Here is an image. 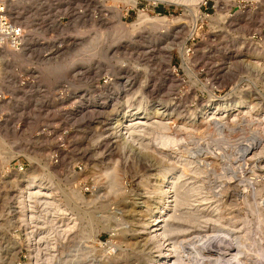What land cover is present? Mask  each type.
Wrapping results in <instances>:
<instances>
[{"label": "rangeland", "instance_id": "1", "mask_svg": "<svg viewBox=\"0 0 264 264\" xmlns=\"http://www.w3.org/2000/svg\"><path fill=\"white\" fill-rule=\"evenodd\" d=\"M15 6L12 17L25 27L29 46L16 55L0 53V91L7 96L0 101V157L22 163L33 171L27 178L41 177L43 185L62 200L65 209L58 210L60 217L65 214L62 218L67 219L70 214L75 219L70 226L61 220L63 233L83 234L89 241L98 231L86 222L89 211L108 215L104 224L109 228L98 231L101 244L96 248L106 249L109 241L115 242L121 252L117 261L128 256L127 264H133L131 241L144 243L143 234L134 240L132 235L142 217L140 205L155 203L153 177L183 156L187 165L183 179L198 194L185 192L186 207L177 212L189 209L195 214L206 207L202 213L211 219L177 236L184 264H242L245 257H252L248 264H261L264 134L259 131V119L264 113V0H203L197 10L162 0H17ZM139 10L166 16V21L143 22ZM183 47L189 48L187 55L179 53ZM206 90L214 97L207 96ZM231 93L255 105L252 116L246 115L247 121L243 114L237 119L222 114L220 130L201 131L203 125L193 117L198 103L208 97L222 101ZM119 111H127L131 118L148 112L142 122L149 127L142 128L141 143L120 139L113 124ZM157 121L165 127L156 125ZM53 152L58 157L54 167L49 162ZM113 161L120 181L117 193L109 190V176L104 172H110ZM19 180L13 172L0 177V264H14L20 249L13 234L20 221L14 203L23 183ZM213 215L219 217L217 222ZM112 227L118 230L115 236ZM121 232L122 237H117ZM8 239L14 243L5 242ZM75 242L68 248L54 247L58 264H102L98 251L90 249L91 243L86 247L84 241ZM212 250L216 261L207 262ZM118 253L111 256L117 258ZM225 257L233 261L225 262Z\"/></svg>", "mask_w": 264, "mask_h": 264}, {"label": "bare ground", "instance_id": "2", "mask_svg": "<svg viewBox=\"0 0 264 264\" xmlns=\"http://www.w3.org/2000/svg\"><path fill=\"white\" fill-rule=\"evenodd\" d=\"M16 1L17 0H14L13 4L10 6L9 10L12 11V14H13V7L14 9L16 8ZM158 1V0H157ZM160 1V0H159ZM166 3H169V4H174V5H178V6H183L185 8V6L189 7L193 6V8H195L196 10L199 8L200 4L203 2V0H162ZM140 16V19L141 21L143 20V22H147V23H157L159 24L160 22H164L166 21V16H161V15H150L146 12H142L139 10V14ZM223 15V14H222ZM139 21V20H138ZM15 22H17L15 20ZM160 23V24H161ZM166 23V22H165ZM139 24V23H138ZM156 25V24H155ZM120 28V27H119ZM28 38H29V34H28V37H26V41L24 42V45L23 47L19 50V51H14V50H10V51H3L4 55H16L18 53H21L22 51H24L25 49H27V47L29 46V44L27 43L28 41ZM181 52V54L183 55L184 54V51L180 49L179 53ZM21 56V55H20ZM185 58V57H184ZM21 59V58H19ZM8 61V60H7ZM259 63V62H258ZM261 64V63H260ZM262 65H260L261 67ZM264 69V68H263ZM255 71V70H254ZM108 79H106V82H107ZM247 85V83H245ZM242 85V83L240 84ZM206 86V85H204ZM211 87V86H210ZM218 87V86H216ZM234 87V86H233ZM244 87V86H243ZM242 87V88H243ZM253 87V86H252ZM206 88V87H204ZM247 88V87H245ZM252 89V88H250ZM248 89V90H250ZM238 90V89H237ZM242 89H240L241 91ZM231 91V90H230ZM207 92V90H206ZM209 92V91H208ZM207 92V94H208ZM234 92V91H233ZM238 92V91H237ZM250 92V91H249ZM257 92V91H256ZM210 93V92H209ZM212 93V92H211ZM230 93V92H229ZM244 94H248V91ZM243 94V95H244ZM212 95V94H211ZM210 94H208L207 96H210ZM242 95V94H241ZM239 95V96H241ZM242 95V96H243ZM256 95V94H255ZM213 96V95H212ZM216 96V95H215ZM251 96V95H250ZM214 97V96H213ZM249 97V96H248ZM251 98V97H250ZM247 99V98H246ZM256 100H258V97H255ZM198 108H197V112H195L194 114V118H196V121H197V124L201 123L200 125H203L201 126L204 127V129L202 128L201 131L205 132L207 131L206 133H210L212 131L211 128H217V131H218V128L220 130V128H222V121L223 120V116L222 114H227L229 117H232V118H236L237 119V115L239 114H243V115H251L254 111H255V105L254 104H251V102H247L246 101H243L241 100V97H238V96H235V93H231L228 95L227 98H224L222 101L219 100V99H215V98H210L208 97V99L206 101H203L198 103ZM129 107V106H128ZM146 110V109H145ZM196 110V109H195ZM258 111V110H257ZM157 112V111H156ZM161 112V111H160ZM256 113V112H255ZM192 114V113H191ZM241 115V116H243ZM190 116V115H189ZM222 116V117H221ZM252 116V115H251ZM262 116V115H261ZM148 117V112H144L142 115H136V118H131V116L128 114L127 111H119L114 117H113V124H114V128L116 130V133L118 134V136H120V139L127 143V141H130L131 143H134V144H138V143H141L142 142V136H145L143 135V129L147 125L146 122H142L143 119L147 118ZM192 117V116H191ZM190 117V119H191ZM246 120L248 119L249 116H246ZM254 117V116H253ZM256 117V116H255ZM263 117V121H261L260 119ZM260 119H259V131L260 133L264 134V113H263V116H262ZM225 118V117H224ZM243 117H241V120H242ZM154 119V118H153ZM231 119V118H229ZM233 119V120H234ZM245 119V118H244ZM157 120V119H156ZM215 120V121H214ZM252 120V118H251ZM251 120L250 121V125H251ZM255 120V119H254ZM253 120V121H254ZM257 120V119H256ZM148 121V120H147ZM155 121V119H154ZM154 121H151V126L154 127ZM231 121V120H229ZM248 121V120H247ZM245 121V122H247ZM261 121V122H260ZM158 122V121H157ZM163 122V121H162ZM233 122V121H232ZM235 122V121H234ZM240 122V121H238ZM256 122V121H255ZM254 122V124H255ZM164 123V122H163ZM186 123V122H185ZM226 123V122H225ZM253 123V122H252ZM149 124V125H150ZM195 124V123H194ZM234 124V123H233ZM258 124V123H257ZM256 124V125H257ZM261 124V125H260ZM156 125H159L161 126L162 123L158 122V124L156 123ZM164 127H165V123L163 124ZM162 125V126H163ZM191 125V124H190ZM230 125V123H229ZM232 125V124H231ZM230 125V127H232ZM246 125V124H245ZM248 125V124H247ZM253 125V124H252ZM150 126V127H151ZM195 126H198V125H195ZM258 126V125H257ZM149 127V126H148ZM228 127V126H227ZM157 128V127H156ZM192 128V127H191ZM196 128V127H195ZM200 127H197L196 130H199ZM258 127H256L257 129ZM149 129V128H147ZM145 128L144 131L147 130ZM162 129V128H161ZM189 129V128H188ZM208 129H211L210 132H208ZM229 129V128H228ZM252 129V128H251ZM254 129V127H253ZM158 130H159V127H158ZM185 130V129H184ZM187 130V129H186ZM191 131H193L192 129H190ZM195 130V129H194ZM195 130V132H196ZM230 130V129H229ZM235 130V129H234ZM162 131V130H161ZM168 131V130H167ZM200 131V130H199ZM197 131V132H199ZM252 131V130H251ZM255 131V130H254ZM252 131V132H254ZM258 131V132H259ZM150 132V131H149ZM149 132H145V133H149ZM152 132V131H151ZM160 132V131H159ZM203 132H199V133H202ZM213 132V131H212ZM216 132V130L214 131ZM257 132V133H258ZM204 133V134H206ZM217 133V132H216ZM219 133V132H218ZM198 134V133H197ZM196 134V135H197ZM211 134V133H210ZM254 134V133H252ZM262 134H261V137H262ZM163 135V134H162ZM201 135V134H200ZM256 135V133L254 134ZM259 135V134H258ZM147 136V135H146ZM169 135H166V138H170V137H167ZM202 136V135H201ZM159 137V136H158ZM162 137V136H160ZM159 137V138H160ZM165 137V136H164ZM253 137V136H252ZM261 137H258L260 138L261 140ZM264 137V136H263ZM163 138V137H162ZM255 139V136L253 137ZM146 139V137H145ZM157 139V138H156ZM224 140V138H222ZM246 139H249V138H246ZM252 139V138H251ZM253 139V140H254ZM165 140V139H164ZM171 140V139H170ZM169 140V141H170ZM177 140V139H176ZM218 140V139H217ZM221 140V139H220ZM229 139H227V142H228ZM120 141V140H119ZM156 141V140H155ZM160 141V140H159ZM163 141V140H162ZM162 141L160 142L161 145L163 144L164 147L166 144H164L165 142H167L168 140H166L165 142L162 143ZM250 141V140H249ZM129 142V143H130ZM157 142V141H156ZM171 142V141H170ZM181 142V141H180ZM241 142V141H240ZM243 142L244 139H243ZM254 142V141H253ZM125 143V144H126ZM147 143V142H145ZM172 143H175L172 141ZM237 143V142H235ZM251 143V142H250ZM262 143V142H261ZM157 144V143H156ZM203 144V143H202ZM227 144V143H225ZM252 144V143H251ZM259 144V143H257ZM143 145V144H142ZM141 145V147H142ZM159 145V143H158ZM157 145V146H158ZM160 145V146H161ZM171 145V144H169ZM177 145V144H176ZM181 145V144H180ZM232 145V144H231ZM238 145V144H236ZM235 145V146H236ZM260 145V144H259ZM147 146V145H146ZM145 146V147H146ZM167 146L166 145V149H167ZM175 146V145H174ZM173 146V147H174ZM178 146V145H177ZM243 146V145H242ZM162 147V146H161ZM160 147V148H161ZM176 147V146H175ZM174 147V148H175ZM216 147V146H215ZM159 148V147H158ZM255 146L252 147V149H254ZM260 148V147H259ZM157 149V148H156ZM155 149V151H156ZM164 149V148H163ZM153 150V149H152ZM159 152L160 149H158ZM157 150V151H158ZM154 151V152H155ZM156 151V152H157ZM166 151V150H164ZM168 151V150H167ZM151 152V151H150ZM155 152V153H156ZM157 152V153H159ZM172 152V150H171ZM174 152V151H173ZM179 152V151H178ZM186 152V151H185ZM261 152H264V144L262 145V150ZM153 153V152H152ZM163 154V153H162ZM168 154V153H167ZM254 154H257V153H254ZM253 154V155H254ZM259 154H261L259 152ZM263 154V153H262ZM159 155V154H158ZM165 155V154H164ZM167 156V155H166ZM165 156V157H166ZM174 156V155H173ZM250 156V155H249ZM248 156V157H249ZM262 156V155H261ZM178 157V156H177ZM186 157V156H185ZM247 157V158H248ZM258 157V155H257ZM170 158V157H169ZM187 158V157H186ZM253 158V157H251ZM250 158V159H251ZM172 160V159H171ZM245 160H248V159H245ZM252 160V159H251ZM249 161V162H254L255 160L253 161ZM165 161V160H164ZM185 161V158L183 156H179V158L177 159V162H175L174 160V164L170 165L169 168L166 167L164 170H161L159 172H157V174L153 177L154 179V190L153 192L155 193V203L154 204H151L149 205L148 203H144L142 205H140V212H141V218L138 222V227L137 229L135 230V234H132V235H135V237H133V240L134 238L137 239V237L140 236V234H143V241L144 243L143 244H140V241H131V249L134 253V256H133V259H134V263L133 264H184V261L182 260V258L179 256V252L178 251V243H177V236L179 237L181 235L182 237V234H185V232H187L189 230V228L191 226H194V225H201L202 224H206V222H208V219H210V214H207L205 215V213H202V212H205L206 210V207L204 208H201L200 205V209H197V211L195 212V214L193 213L192 214V210L190 211L189 209L186 210L187 212L190 211L191 214H186L185 212L183 213H178L177 210L182 207H186L184 206V201L188 198L185 197V192H189V190L192 192L193 191V194L195 196V193H196V190L194 187L190 186V189L189 187L187 188V185L188 183L186 182V179H183V176L185 174V171L187 170L186 169V162ZM190 161V160H189ZM188 161V162H189ZM114 164L112 165L111 169H110V172H108L107 169H105L104 172H106V174H108L109 176V183H108V188L109 190L113 191V192H116L120 189L119 188V177L116 173V167L115 165L117 164V162L113 161ZM170 162V160H169ZM167 161V163H169ZM193 162V161H192ZM8 163V162H6ZM116 163V164H115ZM173 163V162H172ZM171 164V162L169 163ZM168 164V165H169ZM167 165V164H166ZM193 165V164H192ZM55 166V164L53 165V167ZM191 166V165H190ZM192 169V168H191ZM198 169V168H197ZM199 170V169H198ZM29 169H23L22 171L20 172H16L15 169H12L11 172L13 173H16L17 175L20 176V179L19 182H23L17 189V192H16V198H15V204H16V210H17V214H18V218H19V222L22 223V222H25L26 220L27 221H34V218L35 216L37 217H40L41 218V223H43L44 225H47V231L49 232V244L48 242H45L42 246V250H43V258L40 256H37L36 252L34 250L31 249V251L28 253V257H27V260L23 262V264H58L57 262V252L55 251L54 247H56L57 245H59V247H66L68 248V246H70L72 243H76L75 241H80L79 243H81V241H84L83 242V245L86 246L89 245L91 243V245H89L90 249L92 248V250L95 251V249L98 251H96L97 253H99L100 257H101V263L102 264H127L128 261H130L129 257L127 256L126 258L124 256H122L123 258L120 260V261H117L120 259L121 257V252H120V246L118 244H112V242L109 243L106 245L107 248L105 249L104 247L103 248H96V246L98 245V242H99V235L97 234L99 230L101 229H105V228H109V226H107L106 224H104L105 222H107L108 218L107 216L105 215H97L93 209V211H89V218L88 220L86 219V222H91L93 223L94 225H96V229H98V231H95V233H93L94 235L92 237H90L89 241H86L85 238H84V235L83 234H80V235H74L75 233H73V231H65V233H63V230L65 228H63L64 224L62 223L63 221L65 222V219L62 218L63 216L61 215L60 217V213L58 214V212L62 211L65 209V206L64 204L62 203V200L60 198H57L56 195L53 193L51 187L49 186H46V185H43V183L41 182V177H38V176H31L29 178L28 177V174H29ZM33 171H30V173H32ZM187 173V172H186ZM107 177V176H106ZM149 177H147L146 179H148ZM151 178V176H150ZM188 179V178H187ZM25 181V182H24ZM192 182V181H191ZM194 182V181H193ZM190 183V182H189ZM193 184V183H192ZM199 184V183H197ZM199 186V185H198ZM201 187V186H199ZM198 188V187H197ZM188 189V190H187ZM187 190V191H186ZM110 191V192H111ZM120 191V190H119ZM202 191V190H201ZM152 192V191H151ZM199 192V191H198ZM115 193V194H116ZM187 194V193H186ZM189 194V193H188ZM191 194V195H193ZM198 194V193H196ZM117 195V194H116ZM147 195V194H146ZM200 195V194H199ZM188 196V195H187ZM205 196V195H204ZM114 198V196H113ZM190 198V197H189ZM154 199V200H155ZM185 199V200H184ZM204 199V198H203ZM95 201H97L95 199ZM149 201V200H148ZM188 201V200H186ZM192 205H195V204H192ZM197 205V203H196ZM203 205H204V202H203ZM106 204L104 203L103 201V204L101 205V207L103 208V211L101 212H105L104 208H105ZM202 206V205H201ZM97 207V206H96ZM197 207V206H196ZM195 208V206H194ZM210 207L208 206L207 209H209ZM130 209V208H129ZM134 209V208H133ZM132 209V210H133ZM187 209V208H186ZM193 209V208H192ZM35 210V211H34ZM60 210V211H58ZM97 210V209H96ZM182 210V208H181ZM214 210L213 207L210 208V211ZM7 211V210H6ZM199 211L201 213H199ZM215 211V210H214ZM81 212H83L81 210ZM177 212V213H176ZM180 212V211H179ZM63 213H65L63 211ZM98 213V211H97ZM211 213V212H210ZM68 215V214H66ZM85 211H84V218H87L88 216ZM75 216V214H74ZM217 216V215H216ZM66 217V216H65ZM92 217V218H91ZM111 217V216H110ZM214 217V215L212 216V218ZM62 218V219H61ZM83 218V219H84ZM215 218V217H214ZM77 219V218H76ZM112 219V218H110ZM217 219H219V217L215 218V221L217 222ZM62 220V222H61ZM74 217H72V215H68L67 216V219H66V224L65 226H70L74 223ZM78 220V219H77ZM100 220V221H98ZM115 220V219H114ZM121 220V219H120ZM152 220V221H151ZM211 220V219H210ZM99 222V223H98ZM179 222H182L183 224L185 223L186 225H181V223ZM219 222V220H218ZM231 222V221H230ZM77 223V222H76ZM83 223V222H82ZM81 223V224H82ZM63 224V225H62ZM180 224V225H179ZM232 224V223H231ZM118 225V224H117ZM72 228V227H71ZM74 228V227H73ZM111 228V227H110ZM215 228L212 229V231H215L214 230ZM219 229L217 228L216 231H218ZM81 231V230H80ZM113 232H118V230L114 227H112V230ZM114 233L113 236H115V234L117 233ZM137 232V233H136ZM222 232H224L222 230ZM86 233V232H85ZM134 233V232H133ZM213 233V232H212ZM233 233V232H232ZM16 237L17 240V244L22 246V244L24 243V237L23 235H20L18 233H13ZM68 234L70 235L68 237ZM225 234V233H224ZM223 234V235H224ZM228 233H226L224 236H226ZM19 235V238H17V236ZM131 235V236H132ZM139 235V236H137ZM117 237H122V232H121V235L118 233V235H116ZM209 236V235H208ZM231 236V235H228V237ZM14 237V236H13ZM141 237V238H142ZM230 238V237H229ZM64 239L65 240V244H62L61 240ZM76 239V240H74ZM86 239H88L86 237ZM132 239V238H131ZM231 239V238H230ZM63 240V241H64ZM71 240H73V242H71ZM228 240V239H227ZM236 240V239H235ZM9 244L11 243H14V241H9L8 240H5V242H7ZM237 241V240H236ZM71 242V243H70ZM87 242V243H85ZM130 242V241H129ZM239 242V241H238ZM120 243V242H118ZM7 244V245H9ZM78 244V242H77ZM75 244V246L77 245ZM99 244H101L99 242ZM111 244V245H110ZM239 244V243H238ZM10 246V245H9ZM105 246V247H106ZM138 246V247H136ZM152 246V247H151ZM240 246V245H239ZM238 246V248H239ZM13 247V246H12ZM80 247V246H79ZM88 247V246H86ZM85 247V248H86ZM78 248V247H77ZM95 248V249H93ZM29 249V248H27ZM71 249H73V247H71ZM75 249V248H74ZM105 249V250H104ZM82 250V249H81ZM80 250V251H81ZM85 250V249H84ZM83 250V251H84ZM92 250H89V251H92ZM34 251V252H32ZM76 251V250H75ZM119 251L118 255H117V258H113L111 256L112 252H117ZM74 252V251H73ZM88 252V251H87ZM182 252V251H181ZM212 252L214 253L215 251L212 250L210 251L209 253V257L206 259L207 262H212L210 261L211 259H213L214 256H212ZM235 252V251H234ZM242 252H244V250H242ZM69 253V252H68ZM81 253V252H80ZM93 253V252H92ZM91 253V254H92ZM232 253V252H231ZM63 254V253H62ZM63 255H65V253ZM71 254V253H70ZM84 254V253H83ZM90 254V253H88ZM90 254V255H91ZM182 254V253H181ZM216 254V253H215ZM88 256V255H87ZM94 256V255H92ZM90 256V257H92ZM119 256V257H118ZM236 256V255H235ZM234 256V257H235ZM79 257V256H78ZM99 257V258H100ZM207 257V256H206ZM231 257V256H230ZM233 257V258H234ZM32 259V261L29 262V260ZM197 258V257H196ZM237 258V256H236ZM78 259V258H77ZM87 259V257H86ZM89 259V258H88ZM184 259V258H183ZM204 259V258H203ZM251 259L252 257H250L249 259L247 257L244 258V260L242 259L240 261V263L242 262V264H248L249 261L251 263ZM73 260V259H72ZM216 261V258L213 259V261ZM218 260V259H217ZM235 260V259H234ZM238 260V259H237ZM70 261V260H69ZM89 261H93L92 259L89 260ZM96 262H98L99 260H95ZM233 259H230L229 257L226 258L225 257V262H232ZM236 261V260H235ZM65 262V261H64ZM72 262V261H71ZM77 261H75L76 263ZM69 263V262H68ZM82 263V262H81ZM130 263V262H129ZM188 263V262H187ZM59 264H63V261L60 262ZM78 264V263H76ZM132 264V263H131ZM224 264V263H223ZM227 264V263H226Z\"/></svg>", "mask_w": 264, "mask_h": 264}, {"label": "built area", "instance_id": "3", "mask_svg": "<svg viewBox=\"0 0 264 264\" xmlns=\"http://www.w3.org/2000/svg\"><path fill=\"white\" fill-rule=\"evenodd\" d=\"M13 2L14 0H0V53H3V51L6 50L19 51L23 47L26 37H28L25 27H23L18 21L15 22V19L12 17V11H10L9 8ZM183 50L185 53L184 55H187L189 48H184ZM46 55H48V52L43 56ZM6 99L7 96L0 91V101ZM57 160V152L49 154L50 163L55 164ZM12 169H15L16 172H20L24 167L23 164L19 163L17 160L13 162V159H10L9 162L6 163L5 160L0 157V177H6L11 173ZM7 213V216H11L8 211ZM14 232L23 235L24 237V243L20 246V249L16 252V256L13 259L14 264H23V262L27 260L28 253L31 249L36 252L37 256L43 258L42 246L45 242H48L49 244L50 235L47 231V225L41 223L40 217L35 216L34 221L26 220L22 223L18 222L14 226ZM32 259L33 258H31L29 262L32 261ZM260 261L261 264H264L263 258Z\"/></svg>", "mask_w": 264, "mask_h": 264}]
</instances>
